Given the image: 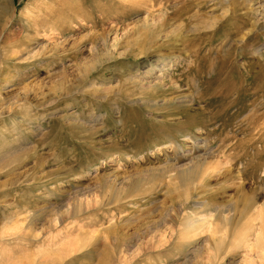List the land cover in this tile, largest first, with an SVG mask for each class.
<instances>
[{"label":"rangeland","instance_id":"1","mask_svg":"<svg viewBox=\"0 0 264 264\" xmlns=\"http://www.w3.org/2000/svg\"><path fill=\"white\" fill-rule=\"evenodd\" d=\"M0 264H264V0H0Z\"/></svg>","mask_w":264,"mask_h":264},{"label":"bare ground","instance_id":"2","mask_svg":"<svg viewBox=\"0 0 264 264\" xmlns=\"http://www.w3.org/2000/svg\"><path fill=\"white\" fill-rule=\"evenodd\" d=\"M195 57H196V56H195ZM159 63H160V60H159V61L157 60V61H152V62H150V64H148V65L150 66V70H152L151 68H152L153 66H159V67H161V69H162L161 71H166V69H165V68H166V67H165L166 65H165V64H162V65H161V64H159ZM167 66H168V65H167ZM197 67H198V66H197ZM157 68H158V67H157ZM146 72H147V71H146ZM146 72H145V73H146ZM147 73L150 74V72H147ZM147 73H146V74H147ZM140 87H141V86H140ZM159 87H161V86L158 85V84H155L154 86H152V88H154V89H158Z\"/></svg>","mask_w":264,"mask_h":264}]
</instances>
